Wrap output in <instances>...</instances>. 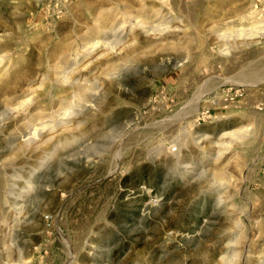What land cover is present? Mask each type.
Listing matches in <instances>:
<instances>
[{"label":"rangeland","instance_id":"obj_1","mask_svg":"<svg viewBox=\"0 0 264 264\" xmlns=\"http://www.w3.org/2000/svg\"><path fill=\"white\" fill-rule=\"evenodd\" d=\"M0 264H264V1L0 0Z\"/></svg>","mask_w":264,"mask_h":264},{"label":"crops","instance_id":"obj_2","mask_svg":"<svg viewBox=\"0 0 264 264\" xmlns=\"http://www.w3.org/2000/svg\"><path fill=\"white\" fill-rule=\"evenodd\" d=\"M264 1V0H263Z\"/></svg>","mask_w":264,"mask_h":264}]
</instances>
